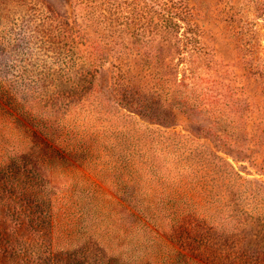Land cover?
Here are the masks:
<instances>
[{
    "label": "rangeland",
    "instance_id": "374dc122",
    "mask_svg": "<svg viewBox=\"0 0 264 264\" xmlns=\"http://www.w3.org/2000/svg\"><path fill=\"white\" fill-rule=\"evenodd\" d=\"M3 96L0 264H264V6L0 0Z\"/></svg>",
    "mask_w": 264,
    "mask_h": 264
},
{
    "label": "trees",
    "instance_id": "16d2710c",
    "mask_svg": "<svg viewBox=\"0 0 264 264\" xmlns=\"http://www.w3.org/2000/svg\"><path fill=\"white\" fill-rule=\"evenodd\" d=\"M252 3L257 4V5H261L264 6L263 2L264 0H250ZM182 8H176V18L172 17L170 18V20L173 19H177L176 22L173 23V21H170V23H166V25H160L158 26V32L160 33L161 37L165 40V41H172L174 39H177L178 36H180L181 34V30L183 29V24L181 23V20L183 21V23L187 24V29H185L184 33L182 34V36L184 38H186L185 40L187 41V49L189 47H192V44L196 42L195 38H197L199 30L192 24L190 18L192 17V12H190L188 6H187V17L186 18H181V12ZM144 27H142L141 29H143ZM258 33H262V30H259ZM172 38V39H171ZM194 49V48H192ZM190 49L187 53L189 52H193V50ZM205 91V95L207 96L208 94H210L209 92H207V90ZM2 100L9 101L10 98L8 96H3L1 98ZM6 104H8L7 102L5 103V105H1L0 103V111L2 114L8 116V117H13L16 121H20V123L24 124L25 121H29L32 122V120L29 118V112L26 111H19V114L15 113L14 111H11V108H9ZM233 107V106H232ZM230 106V104L226 105V108L221 109L222 111V115L226 116L227 115V119L231 120L233 119L231 117V115H233V108ZM19 115V116H18ZM227 122V121H225ZM199 261L201 264H206L205 262H202L200 260H197L195 257L189 256V254H187V264H198Z\"/></svg>",
    "mask_w": 264,
    "mask_h": 264
}]
</instances>
